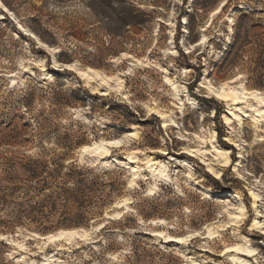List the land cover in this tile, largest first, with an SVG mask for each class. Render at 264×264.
I'll use <instances>...</instances> for the list:
<instances>
[{"label": "rangeland", "instance_id": "374dc122", "mask_svg": "<svg viewBox=\"0 0 264 264\" xmlns=\"http://www.w3.org/2000/svg\"><path fill=\"white\" fill-rule=\"evenodd\" d=\"M237 18L264 25V0H0V151L73 146L122 185L77 237L0 232V264H264V92L242 98L251 46L224 62ZM52 132L85 143L33 136Z\"/></svg>", "mask_w": 264, "mask_h": 264}, {"label": "trees", "instance_id": "16d2710c", "mask_svg": "<svg viewBox=\"0 0 264 264\" xmlns=\"http://www.w3.org/2000/svg\"><path fill=\"white\" fill-rule=\"evenodd\" d=\"M249 19L235 20L224 62L233 57V64H236L241 53L251 46L248 50L251 53L249 66L245 70L246 83L254 89L251 91L264 92V25L256 22L245 27L244 21ZM186 22L189 26L191 20L187 18ZM40 38L47 41L41 35ZM33 136L54 137L67 144L76 140V146L85 143L84 135L73 133H38ZM74 149L66 146L59 154L45 150L34 153L0 151L1 233L13 235L17 229H22L48 235L63 230L88 229L92 221L102 216L104 209L119 196L122 185L117 184L113 172L73 162ZM58 185L73 187L45 194L50 186ZM58 200L63 202L61 208H58Z\"/></svg>", "mask_w": 264, "mask_h": 264}, {"label": "bare ground", "instance_id": "6f19581e", "mask_svg": "<svg viewBox=\"0 0 264 264\" xmlns=\"http://www.w3.org/2000/svg\"><path fill=\"white\" fill-rule=\"evenodd\" d=\"M191 1V0H190ZM257 92V93H256ZM258 94L260 95L261 93L260 92H258V91H254V92H244L243 93V95H244V97H242V98H250V97H255V98H257L258 97ZM264 100V99H263ZM241 102V98H239V99H236L235 101H233V103H234V105H237V104H239ZM87 149H89V147L87 148ZM97 150H99V149H97ZM84 151H86V150H84ZM130 158V157H129ZM172 159V158H171ZM131 160V159H130ZM113 162H115V160H113ZM116 162H120V161H116ZM150 163H148V165H147V168H149V170L151 171L150 173H153V174H157V175H160V176H162L163 175V173H164V169H163V166H161V167H159V166H154V165H149ZM237 164H239V163H237ZM133 170V169H132ZM251 197V200L252 201H255L256 200V198L254 197V195H251L250 196ZM77 235L78 234H75L74 232H71V233H69V234H66V235H64V234H62V235H55V236H51V237H49L48 238V241L47 242H51V243H53V242H55V241H61L62 239H65L66 238V240H69L68 239V237H70V236H73V238L74 237H77ZM72 238V239H73ZM167 241H175L177 244L179 243V244H181L182 243V239H172V238H168V240Z\"/></svg>", "mask_w": 264, "mask_h": 264}, {"label": "water", "instance_id": "95a60500", "mask_svg": "<svg viewBox=\"0 0 264 264\" xmlns=\"http://www.w3.org/2000/svg\"><path fill=\"white\" fill-rule=\"evenodd\" d=\"M71 232H74L75 234H84L85 232L84 231H81L83 233H81L80 231L78 230H70V231H59L57 233H55V235H66V234H69ZM54 234H50V235H46V236H38L39 239L43 240V241H48V238L51 237V236H55Z\"/></svg>", "mask_w": 264, "mask_h": 264}, {"label": "snow or ice", "instance_id": "6c2138e0", "mask_svg": "<svg viewBox=\"0 0 264 264\" xmlns=\"http://www.w3.org/2000/svg\"><path fill=\"white\" fill-rule=\"evenodd\" d=\"M114 143L119 144V141H115ZM248 255H252V253L249 252Z\"/></svg>", "mask_w": 264, "mask_h": 264}]
</instances>
